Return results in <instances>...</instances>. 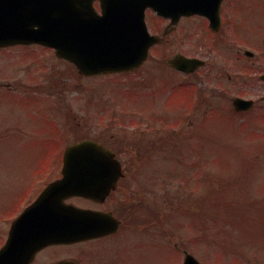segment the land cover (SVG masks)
Here are the masks:
<instances>
[{"label":"rangeland","instance_id":"obj_1","mask_svg":"<svg viewBox=\"0 0 264 264\" xmlns=\"http://www.w3.org/2000/svg\"><path fill=\"white\" fill-rule=\"evenodd\" d=\"M241 1L247 16L264 14V0ZM210 56V66L191 78L157 68L154 74L151 61L144 72L88 79L51 50L0 49V199L12 185L16 205L24 198L21 207L27 200V166L33 171L37 162L62 158L71 143L98 137L112 148L132 146L123 161L147 162L129 168L150 194L131 215L114 261L181 264L188 251L208 264H264V85L256 81L250 90L260 102L256 108L245 116L232 114L220 91L231 97L241 93L237 87L245 76L220 81L218 56ZM168 81L183 83L175 95L188 99L168 102ZM154 113L182 131L171 136L160 129L157 147L144 151L151 139L135 135L132 125L151 123ZM201 195L211 202L201 206L195 201Z\"/></svg>","mask_w":264,"mask_h":264},{"label":"flooded vegetation","instance_id":"obj_2","mask_svg":"<svg viewBox=\"0 0 264 264\" xmlns=\"http://www.w3.org/2000/svg\"><path fill=\"white\" fill-rule=\"evenodd\" d=\"M191 1L90 0L94 10V14H91L90 18L95 19V17L102 16L104 8H124V6L135 8L137 16H143L147 32L159 43L151 48L147 62L138 69L141 72H144L145 65L152 61L156 63L151 65L154 74L156 73L155 68H157L174 76L181 75L185 78H191L210 66V54L216 52L218 56L217 75L220 81L223 78L233 81L236 75V80H240L239 73L245 76L241 78L242 87L240 88L239 84L237 87L242 92L235 96H228L227 91L222 90L224 85L220 87L222 90L220 97L228 99L230 112L236 116H245L260 103L251 98L252 91L250 90L254 89L256 81L264 85L262 79L264 75V14L247 16V6L241 0H207L202 5L205 6L203 12L199 13L189 9ZM83 3H86V0ZM114 26L117 27L115 28L117 30L120 24L114 23ZM131 37L138 38V36ZM182 58L202 59L205 64L196 72L189 73L171 64V61L176 59L182 61ZM245 59H248V65L244 64ZM161 66L169 68L171 71H163L160 69ZM121 74L128 75L129 73ZM182 84L176 81H168V84L165 85V87H169L170 91L167 97L168 102L173 99H188L186 95H183L184 93H181V97L175 95V90L177 87H183ZM165 87L161 94L166 93L167 87ZM235 98L254 100V105L249 111L237 112L233 107ZM260 101H264V98ZM156 114L154 113L151 118H148L152 121L151 123L140 121L132 125L134 127L132 130L136 131L135 135L146 136L151 139V144L143 146L141 150L149 151L157 147L155 138L160 129L165 134L171 135H175V132L181 130L180 128L177 130L170 124V118L161 120L160 116ZM182 115L185 117L186 112L183 111ZM112 116L117 117L114 114ZM137 116L139 117V115H134L133 119H137ZM207 116L208 114H204L205 121ZM139 118L146 120L141 115ZM160 121L163 122V126L167 127L158 126ZM111 138L114 139V136ZM95 140L109 146L120 159L124 176L118 180L117 185L104 187L102 191L107 190L109 192L106 196L85 198L69 192L66 190L67 187H61L60 184L56 185L63 179V168L66 165L63 160L37 162L36 166L32 168L33 171H31L30 166H27V200L24 204L21 207L18 206L23 198L16 205L15 195H12V192L15 193L12 185L2 191L3 196L0 199V249L8 241L15 219L26 208L28 209L38 203L28 216L27 231L44 230L46 232L44 236L51 241L36 251L32 259L26 260L27 264L121 263V261L119 263L114 261L115 257L119 259V253L116 252L117 246L121 242L128 222L135 217V215L134 217L131 215L133 213L137 215L141 211L143 202L148 199L150 194L144 179L130 176L132 173L129 172V168H133L136 162L141 167L147 162L145 160L136 162L122 160L124 153L130 157V153L133 151L132 146L126 148L125 145H119L117 148H112L98 137ZM99 181L109 182L110 179L102 178ZM153 191H157L155 184ZM44 193H48V196L41 199ZM136 218L138 220L139 217L136 216ZM83 223H87L92 228H98L103 224L102 231H107L104 228L106 226L109 230L114 231L107 234H93L87 239L72 243H59L57 241V231H77L81 229V226H86L82 225ZM41 237V234L30 233L27 235V243ZM14 261L20 260H0V264H12ZM249 263L244 262V264Z\"/></svg>","mask_w":264,"mask_h":264},{"label":"water","instance_id":"obj_3","mask_svg":"<svg viewBox=\"0 0 264 264\" xmlns=\"http://www.w3.org/2000/svg\"><path fill=\"white\" fill-rule=\"evenodd\" d=\"M78 2L79 0H0V47L38 44L54 48L57 57L72 62L80 73L87 76L130 71L146 60L155 40L145 34L141 26L138 31L142 29L144 32L142 39H120L118 35L104 38L103 32L83 28L87 20L81 14L91 13L92 8ZM193 7L200 9L197 5ZM171 64L190 73L203 65V62L182 58V61L176 59ZM251 105L252 101L240 98L234 101L238 111L247 110ZM64 161V178L58 184L67 187L66 190L71 193L85 197L105 196L107 192L100 195L94 188L98 178L112 176L113 182H99L98 187H114L121 175L115 154L107 147L90 140L69 146L65 151ZM46 196L48 193H44L41 199ZM30 213L26 210L15 221L8 243L0 251V260H28L31 255L30 260L38 248L50 242L45 238L27 247L28 234L46 233L44 230L27 231V216ZM92 231L89 227L80 231H59L57 240L60 243H72L89 238ZM24 263L25 261H16L15 264ZM184 264L199 263L195 257L187 254Z\"/></svg>","mask_w":264,"mask_h":264},{"label":"trees","instance_id":"obj_4","mask_svg":"<svg viewBox=\"0 0 264 264\" xmlns=\"http://www.w3.org/2000/svg\"><path fill=\"white\" fill-rule=\"evenodd\" d=\"M226 199H228V198H226ZM195 201H199L198 203L202 206V205H204V203H207L210 200H207L204 196L201 195L199 199L195 198ZM223 201H224V199H223ZM231 203H234V202H231Z\"/></svg>","mask_w":264,"mask_h":264}]
</instances>
